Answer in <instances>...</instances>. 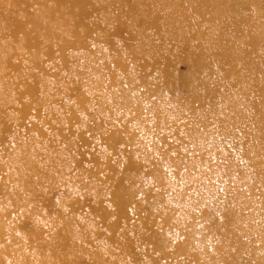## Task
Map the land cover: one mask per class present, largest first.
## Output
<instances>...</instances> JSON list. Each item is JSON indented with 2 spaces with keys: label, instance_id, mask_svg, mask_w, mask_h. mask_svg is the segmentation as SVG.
I'll list each match as a JSON object with an SVG mask.
<instances>
[{
  "label": "bare ground",
  "instance_id": "obj_1",
  "mask_svg": "<svg viewBox=\"0 0 264 264\" xmlns=\"http://www.w3.org/2000/svg\"><path fill=\"white\" fill-rule=\"evenodd\" d=\"M47 2L15 0L6 10L18 47L10 54L15 75L7 79L5 72L0 81V133L14 130L0 155V174L7 175L0 180V264H126L128 255L136 264H161L147 245L167 255L172 231L186 236L177 255L193 246L204 251V237L217 234L219 250L235 248L219 264H264V0H56L70 4L67 15ZM238 2L256 13L245 14L241 32ZM89 9L103 10L106 18L89 22ZM2 18L9 17L0 13V24ZM99 25L111 37L124 28L131 45L104 50ZM39 30L59 44L60 59L52 75L46 69L28 82L16 67L19 45L40 51ZM12 49L0 47V64ZM185 52L192 58L189 85L172 71ZM51 54L45 48L43 55ZM122 92L133 106H125ZM37 115L42 120L32 121ZM221 151L234 154L228 181L217 160ZM82 160L88 163L81 168ZM164 164L170 172L160 169ZM87 189L93 197L73 196ZM138 191L145 198L128 212ZM53 193L60 200L51 217L39 208H54ZM84 200L94 204L90 223L107 229L101 246L93 244L100 231H89L75 216ZM130 219L133 226L123 225ZM202 220L209 228L196 230ZM210 258L201 264H218Z\"/></svg>",
  "mask_w": 264,
  "mask_h": 264
},
{
  "label": "rangeland",
  "instance_id": "obj_2",
  "mask_svg": "<svg viewBox=\"0 0 264 264\" xmlns=\"http://www.w3.org/2000/svg\"><path fill=\"white\" fill-rule=\"evenodd\" d=\"M4 0H1V8L0 9V13L3 17L8 16V21L5 20V18L3 20V23L0 24V47L5 46L7 48H11L12 44H13V49L11 50L10 53H8L5 57L4 60L2 62V64H0V81L2 80V76L5 74V72L9 73L6 77L7 79H11L14 75H15V68H14V63L16 62L15 57L13 58L10 54L12 55H16L17 53V47L18 45L16 43H14L16 41V35L13 34L12 30H11V25L14 24L13 22L10 23V19L13 18V14L12 15H8V12L6 11L7 9L12 10V8L8 5H12L15 0H5V5L3 3ZM42 1H46L47 5L48 2L47 0H42ZM49 1V7L54 10L57 14H62V15H67L68 12L70 11V4L69 3H56V0H48ZM252 7V8H251ZM234 9L236 12H239L241 14V11L243 9L244 12L243 16L240 17L239 19V23L236 25V31L241 32L243 30V25L246 24L245 21V14L249 15L250 17H255L256 13L254 12V8L253 6H251L248 3H243V2H238L235 4ZM44 9L42 10H38L37 14H39V12H43ZM118 11H121V8H115V12L117 13ZM86 17L88 18L89 22H100L101 20L104 21V19L106 18V13L101 10L99 11H94L92 9H89L86 12ZM12 21V20H11ZM150 23L153 24V19L151 18ZM154 25V24H153ZM57 26V25H56ZM56 26H54V28H56ZM4 27H6L7 29L4 31V33L1 35V33L4 30ZM146 27H148L149 31L154 30V28L152 26H149V22L146 24ZM26 30H30L31 26L30 25H26L25 27ZM97 33L99 35L102 36V38H105L104 41L102 42L103 44V48L106 51H112L115 49H124L127 46L131 45L132 39L130 38V36L128 35V33L126 32V30L124 28L119 29L114 37H111L108 33L107 35V31L104 29V27H102L101 25H99L98 27V31ZM40 35V38L42 40V47H40V51H38L36 48L33 47H27L26 44L24 46V43H20V49L18 50V54H19V58H20V64H16V67H18L20 65V75L21 77L25 80V81H34L36 80L38 77H40L42 75V71L48 69V73L50 75H52L54 73V71L56 70V66L57 63L60 59V51H59V44H57L55 41V39H47L45 32L42 30H39L38 33H35ZM24 39L23 35H22V40ZM86 40H90L92 45L91 46H95L96 44V39H94V36H90L88 38H86ZM51 48L53 50V54H51L50 58L46 57L43 55V52L45 50V48ZM82 52V51H81ZM192 58L191 55H189V53L185 52L184 55H182L181 57H178L174 60L173 65H172V71L174 72V75L176 77H178V79L182 80L183 83H185L186 85L192 84V80L190 79V75L192 72ZM22 63V64H21ZM9 64H13V65H9ZM199 65H203V64H199ZM9 66V67H8ZM23 67V68H22ZM151 75H153V73L148 72ZM52 77V76H51ZM51 80H54L53 78H51ZM87 87H81L82 91H85ZM0 92H3V90L1 89V85H0ZM9 90H6L4 92H8ZM80 93V92H79ZM180 93L186 94L184 91H180ZM12 94V92H11ZM14 96H16V92H14ZM62 96V95H61ZM65 96V95H64ZM122 101L125 103V106L131 107L134 105V101L132 100V96L131 95H127L124 94V92L121 93L120 95ZM72 98H75V92H74V96ZM12 100H14V98H12ZM136 103V102H135ZM137 104V103H136ZM151 103L147 102L145 104V106H150ZM196 106H199V104H196ZM56 109H59V103L56 104L55 106ZM33 113L39 112V110H37V108L32 109ZM32 117V116H31ZM33 118V117H32ZM37 121V120H42V118H40L38 115L36 116V119H32V121ZM19 123V121H17V123H15L16 125ZM26 123H29L28 121V117L26 118ZM93 130V127H91ZM13 135H14V130L11 127H7L6 129H4L1 133H0V155L5 153V147L6 144L5 143H9V141L12 142L13 139ZM99 140V139H98ZM97 139L94 140V145L95 147L99 148V141ZM9 145V144H7ZM119 151H122L121 149H119ZM117 151V152H119ZM223 151L220 152V154H224L222 153ZM114 157H119V158H124L125 155L123 153H113ZM224 157V158H223ZM222 156L219 155V157L217 158L218 160V164L222 167V174L221 176L223 177L224 180L228 181L231 179L232 177V173L229 172V164L231 163L232 159L234 158V154L230 151H226L225 154ZM84 161V160H82ZM88 160L82 162V164L80 165L81 168L84 167L85 165H87ZM160 169L164 171H171V169H169V166L164 164L163 167H160ZM137 171V170H136ZM4 173L0 174V180H4ZM193 177V176H192ZM7 181V178L4 180ZM248 181L250 183H254L255 182V177L254 176H250L248 178ZM56 194L53 193L51 195V197ZM61 195L64 196V192L62 191L60 193ZM84 195H87L89 197H93L94 196V191L92 189H87L86 191H82V192H77L75 193L73 196L76 198H80ZM56 198V200H55ZM143 198H145V194L143 192L138 191V193H136L135 195V199L133 198V202L131 203V205L128 206V212L131 211V213L134 212V209L137 208L139 209L140 206H136V202L138 205V202L140 200H142ZM54 208L51 207V205L49 206V208L44 209L42 207H40V210H43L44 212H48V215H50L51 217L56 215L57 212V206H56V202H58L60 200V195H54L52 198ZM106 203V202H105ZM210 203V202H209ZM109 204V203H108ZM93 202L92 200H87L83 202L81 210L76 212L75 216L78 217L79 222L83 223L84 225H87L88 230L93 232L94 228L98 229L100 231V235L97 236L95 239H93V244L97 243L99 244L98 246H101L103 243H105V234L107 232V229L105 227L104 224H102L100 221H96L94 220L93 222L90 223V218L92 216V208L93 206ZM240 210L243 212H246V206L242 205V207H240ZM196 211L198 212L199 209L196 208ZM42 212V211H41ZM43 214V212H42ZM44 215V214H43ZM41 220V217L37 218V223ZM193 221V223L195 222V218L191 219ZM135 222V219H130L129 221H127V223H123L127 224V226L132 225V223ZM209 224L207 221L202 220L196 223V230H206L209 228ZM22 233H19V237L22 238L24 241V243L29 244L30 243V237H29V233L26 229H21ZM169 236V238L165 239L166 242V247H167V255H165L166 253L163 252V250L161 248H158L156 246H154L153 244H148L147 245V249H149L151 251L152 254H154L156 257L160 258V263L161 264H172L174 262V260L176 258H179L181 260H186L188 256H193L195 258H198L194 264H201L203 262H208L211 260L210 257H214L216 259H218V264L223 261L221 260V256L226 252V253H231L230 250H234L235 248H229L227 249V251H221L218 249V245L220 242H222V239L220 238L219 235L215 234V235H206L204 238V247L205 250L201 251V249H199V247L193 246L190 247L186 254H178L179 248L177 247L178 244L184 243L186 242V236L184 233L182 232H176L174 233L172 231V233ZM45 237H48V231L45 230ZM87 237V236H86ZM31 246V245H28ZM1 248V247H0ZM63 250H65V248L63 247ZM30 252L33 253H37L38 250H36L35 248H31ZM143 259V258H142ZM81 264H90V261H81ZM126 264H136L132 258L128 255V258L126 259ZM141 264H144V260L142 261Z\"/></svg>",
  "mask_w": 264,
  "mask_h": 264
}]
</instances>
